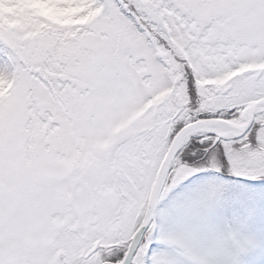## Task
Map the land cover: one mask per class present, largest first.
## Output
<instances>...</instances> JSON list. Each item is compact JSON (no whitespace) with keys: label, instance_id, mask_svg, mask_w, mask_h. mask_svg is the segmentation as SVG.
Masks as SVG:
<instances>
[{"label":"snow or ice","instance_id":"6c2138e0","mask_svg":"<svg viewBox=\"0 0 264 264\" xmlns=\"http://www.w3.org/2000/svg\"><path fill=\"white\" fill-rule=\"evenodd\" d=\"M0 264H264V0H0Z\"/></svg>","mask_w":264,"mask_h":264}]
</instances>
